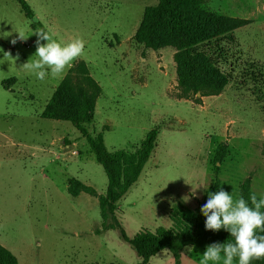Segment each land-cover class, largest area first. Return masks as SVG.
<instances>
[{
    "label": "rangeland",
    "instance_id": "374dc122",
    "mask_svg": "<svg viewBox=\"0 0 264 264\" xmlns=\"http://www.w3.org/2000/svg\"><path fill=\"white\" fill-rule=\"evenodd\" d=\"M26 1L32 21L16 0H0V244L18 264L139 261L116 228L102 226L95 196L67 191L73 177L103 194L107 177L71 122L40 116L70 67L58 77L46 69L42 81L25 66L39 59L37 29L64 44L83 39V54L72 65L84 61L101 88L87 127L102 134L109 151H134L150 129L158 131L137 181L115 204L129 237L169 227L174 205L200 206L222 142L221 189L235 202L238 184L248 177L251 195L264 197V0H206L209 8L249 23L198 46L228 82L218 95L190 98L178 96L175 49L151 50L134 39L144 8L158 0ZM206 248L185 246L181 264H200ZM220 255L209 264H223ZM146 264L175 262L163 249Z\"/></svg>",
    "mask_w": 264,
    "mask_h": 264
},
{
    "label": "trees",
    "instance_id": "16d2710c",
    "mask_svg": "<svg viewBox=\"0 0 264 264\" xmlns=\"http://www.w3.org/2000/svg\"><path fill=\"white\" fill-rule=\"evenodd\" d=\"M21 12L34 20V12L26 0H16ZM249 20L221 14L209 8L206 0H158L155 5L146 6L140 23L134 33L137 43L145 48L158 50L167 46L175 49L173 61L178 96L180 98L218 95L227 85V75L220 71L211 58L198 49V46L214 38L231 33L244 26ZM33 26L34 23L31 22ZM101 92L98 82L91 76L86 63L82 60L72 65L60 80L45 104L40 116L45 119L69 121L85 138L94 153L96 161L102 166L107 177L103 194H98L89 185L76 178H69L67 191L71 196L85 192L95 196L98 201L102 226L116 228L119 237L130 244L139 261L146 264L150 257L166 249L175 264H181L180 251L188 245L206 247L213 243H235L230 231L206 230V217L200 211L209 193L221 189L218 176L219 163L226 155L225 143L215 148L213 158V179L200 206L195 209L182 204L170 209L169 227L159 226L154 231L141 229L129 237L115 215L116 201L134 184L155 146L157 129H150L134 151L117 149L109 151L101 133L93 135L87 125L93 121L96 99ZM199 100V98H196ZM261 153L264 155V145ZM243 197L251 207L250 179L247 177L238 184V199ZM264 212V207L261 208ZM258 235H264L259 229ZM224 255L223 252H221ZM238 257H234L236 260ZM0 264H18L16 256L0 244ZM251 264H264V257L253 259Z\"/></svg>",
    "mask_w": 264,
    "mask_h": 264
},
{
    "label": "clouds",
    "instance_id": "9594fccd",
    "mask_svg": "<svg viewBox=\"0 0 264 264\" xmlns=\"http://www.w3.org/2000/svg\"><path fill=\"white\" fill-rule=\"evenodd\" d=\"M33 33L37 36L35 55L39 59L25 63V66L42 81L48 75L46 69L51 70L53 77L61 76L83 54L82 38H75L64 44L54 40L52 34L44 29H37ZM19 38L26 37L19 33ZM42 40L47 43L42 44ZM11 43L15 44L16 39ZM5 54L10 56L9 53ZM193 193L195 194V190ZM250 200L251 207L243 197L234 202L229 192L223 189L208 194L206 203L200 209L206 217V230L218 231L224 228L235 237V243H213L207 246L200 264L219 261L221 252L224 253L223 264H233L234 257L239 258V264H251L253 259L264 257V235H258L256 231L259 229L264 232V212H261L264 197L258 200L256 194H252ZM188 251L191 252L192 248L189 247Z\"/></svg>",
    "mask_w": 264,
    "mask_h": 264
},
{
    "label": "water",
    "instance_id": "95a60500",
    "mask_svg": "<svg viewBox=\"0 0 264 264\" xmlns=\"http://www.w3.org/2000/svg\"><path fill=\"white\" fill-rule=\"evenodd\" d=\"M199 95V93H197Z\"/></svg>",
    "mask_w": 264,
    "mask_h": 264
},
{
    "label": "crops",
    "instance_id": "0c3cea01",
    "mask_svg": "<svg viewBox=\"0 0 264 264\" xmlns=\"http://www.w3.org/2000/svg\"><path fill=\"white\" fill-rule=\"evenodd\" d=\"M182 251V250H181Z\"/></svg>",
    "mask_w": 264,
    "mask_h": 264
}]
</instances>
